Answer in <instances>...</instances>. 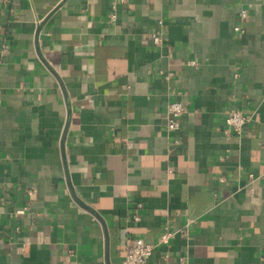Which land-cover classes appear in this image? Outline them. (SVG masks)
Returning a JSON list of instances; mask_svg holds the SVG:
<instances>
[{
    "label": "crops",
    "instance_id": "1",
    "mask_svg": "<svg viewBox=\"0 0 264 264\" xmlns=\"http://www.w3.org/2000/svg\"><path fill=\"white\" fill-rule=\"evenodd\" d=\"M0 198V264H264V0H0Z\"/></svg>",
    "mask_w": 264,
    "mask_h": 264
},
{
    "label": "built area",
    "instance_id": "2",
    "mask_svg": "<svg viewBox=\"0 0 264 264\" xmlns=\"http://www.w3.org/2000/svg\"><path fill=\"white\" fill-rule=\"evenodd\" d=\"M241 16L246 15L245 10L240 11ZM236 29H239L236 27ZM152 40L157 43L160 38L157 34L153 33L151 35ZM189 63L195 64V60H190ZM185 112V105L181 100H173L166 105V128L167 130L173 131L179 128L180 118ZM249 116L238 109H229L225 112L224 120L226 126L235 132H240L243 126L249 121ZM1 202V198H0ZM22 212V210H19ZM136 219L138 217L136 216ZM176 234L185 236L187 231L185 228H180L177 230H171L165 228L159 237V243H166L169 239L173 238ZM154 249V245L145 242L142 238H136L133 240L125 255L122 258L121 264H146L147 259L151 255ZM15 264V263H12Z\"/></svg>",
    "mask_w": 264,
    "mask_h": 264
}]
</instances>
